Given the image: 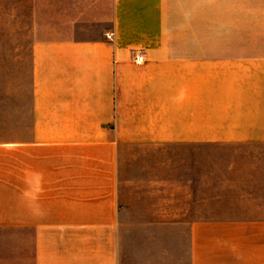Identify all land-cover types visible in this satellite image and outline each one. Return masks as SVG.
<instances>
[{"label":"crops","instance_id":"crops-1","mask_svg":"<svg viewBox=\"0 0 264 264\" xmlns=\"http://www.w3.org/2000/svg\"><path fill=\"white\" fill-rule=\"evenodd\" d=\"M32 3L6 264H264V0Z\"/></svg>","mask_w":264,"mask_h":264},{"label":"rangeland","instance_id":"rangeland-1","mask_svg":"<svg viewBox=\"0 0 264 264\" xmlns=\"http://www.w3.org/2000/svg\"><path fill=\"white\" fill-rule=\"evenodd\" d=\"M35 27L32 0H0V121L7 117V107L21 105ZM7 248L5 237H0V264H6ZM16 262L21 263L20 258Z\"/></svg>","mask_w":264,"mask_h":264},{"label":"built area","instance_id":"built-area-1","mask_svg":"<svg viewBox=\"0 0 264 264\" xmlns=\"http://www.w3.org/2000/svg\"><path fill=\"white\" fill-rule=\"evenodd\" d=\"M136 60H137L139 63L143 62V60H144V55H143V53H139L138 56L136 57Z\"/></svg>","mask_w":264,"mask_h":264}]
</instances>
